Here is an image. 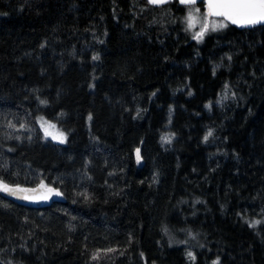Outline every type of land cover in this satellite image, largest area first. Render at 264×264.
Masks as SVG:
<instances>
[{"label": "trees", "instance_id": "trees-1", "mask_svg": "<svg viewBox=\"0 0 264 264\" xmlns=\"http://www.w3.org/2000/svg\"><path fill=\"white\" fill-rule=\"evenodd\" d=\"M186 11L0 0V177L65 198L0 195V264H264V26L197 42Z\"/></svg>", "mask_w": 264, "mask_h": 264}, {"label": "snow or ice", "instance_id": "snow-or-ice-1", "mask_svg": "<svg viewBox=\"0 0 264 264\" xmlns=\"http://www.w3.org/2000/svg\"><path fill=\"white\" fill-rule=\"evenodd\" d=\"M169 3H171V0H147L148 5L155 7H162ZM179 3L188 9L187 16L185 17V23L187 25L185 31H191L197 26V24H199V31L194 32L192 36V38L197 42L202 41L204 36L210 31L216 32L218 30L227 28L229 25H235L238 28H250L257 25H264V0H202L205 9L203 15H200V8L196 6L197 0H179ZM0 15H6V13H0ZM41 47H43V45H41ZM92 59L95 61L98 60L99 57L93 56ZM228 59L231 60V56H229ZM227 87L228 85H225L226 89ZM222 99H227V97L225 96ZM40 103L42 105H45L47 104V101L41 100ZM89 119H91V117H89ZM7 126L9 128L15 127L11 122H8ZM52 128H55L54 124H50L49 122L44 121L43 118H41V129L44 132L45 138L51 136V138L57 143H65L67 136L63 132H58L56 134L51 133L49 129ZM20 129H25V125L23 123L20 124ZM212 135L213 132L209 130L203 138L204 141L207 142L209 137H211ZM15 139L20 140L21 137L16 136ZM28 139L31 140V136H29ZM162 140L164 141V143L171 142V140L168 138H162ZM8 151H13V149L9 148ZM139 160L140 150L137 149V161L139 162ZM41 189L43 190V195H29V193L38 192ZM0 192H4L19 200L32 202H36L38 200L47 201L53 195H63V193L58 191L56 188L45 185L43 180H41L37 188H23L19 184L12 186L8 182H6L3 177H0ZM82 195L85 200H88V196L86 194ZM3 206L5 208L8 207L7 204ZM259 223L261 222L254 221L252 223H249V227H253L254 224ZM165 231H167V229H165ZM189 235L190 238L195 239V236H191V233ZM181 242L186 243V241ZM115 251L117 250L113 248H108L105 250L97 249L95 252H93L91 259L93 261H96L100 258L102 252L104 255H107L108 253H112ZM122 254L123 253H121V255ZM188 256L193 261L195 260V257L191 252L188 253ZM8 264H12V262L8 261ZM213 264H219V261H214Z\"/></svg>", "mask_w": 264, "mask_h": 264}, {"label": "water", "instance_id": "water-1", "mask_svg": "<svg viewBox=\"0 0 264 264\" xmlns=\"http://www.w3.org/2000/svg\"><path fill=\"white\" fill-rule=\"evenodd\" d=\"M173 1H176L178 3V5H180L182 7H185V6H183V5H181L179 3V0H171V3ZM146 3H147V0H146ZM166 5H168V4H166ZM166 5H164V6H166ZM198 5H202L203 6L202 0H197V5L196 6H198ZM164 6H162V7H164ZM150 7L155 8V9L162 8V7H155V6H150ZM203 10L205 11L204 6H203ZM229 26L230 27H233L235 29H238V30H247V29L254 28V27H250V28H238L235 25H229ZM259 26H264V25H257L255 27H259ZM137 149L140 150V160H139V162L137 161ZM133 158H134V164H135L136 169L142 170L144 168L145 162H144V160H143V158L141 156V147H138V148H136L133 151ZM12 186H15V185H12ZM38 186L39 185H37L35 187H24V186H21V187H23V188H37ZM49 187H53V186H49ZM57 190L60 191L59 189H57ZM43 194L44 193H43V190L42 189L40 191H38V192L29 193V195H33V196H40V195H43ZM0 195L2 197L6 198V199H8L10 201H12L15 204H18V205H21V206H26V207L32 208V209H42V208L50 207L51 205H53L55 203H60V202H64L65 201L64 195H61V196H55V195H53L47 201L38 200L36 202L26 201V200H19V199H16L15 197L10 196V195H8V194H6L4 192H0Z\"/></svg>", "mask_w": 264, "mask_h": 264}, {"label": "rangeland", "instance_id": "rangeland-1", "mask_svg": "<svg viewBox=\"0 0 264 264\" xmlns=\"http://www.w3.org/2000/svg\"><path fill=\"white\" fill-rule=\"evenodd\" d=\"M197 7H198V6H197ZM199 8H200V7H199ZM187 13H188V9H187V11H186V15H185V17L187 16ZM203 13H204V11H201V9H200V15H203ZM161 15L163 16V14H161ZM184 21H185V18H184ZM186 26H187V25H186ZM224 30H225V29H222V30H218V31H216V32H221V31H224ZM196 31H199V24H197V26L191 30V33L193 34V33L196 32ZM209 33H215V32H211V31H210ZM207 34H208V33H207ZM207 34H206V35H207ZM206 35H205V36H206ZM205 36H204V37H205ZM43 120L49 122L50 124H54V125H55V128L49 129V131H50L51 133L56 134V133H58V132H63V131H61V130L58 128L56 122H54V121H49V120H46V119H44V118H43ZM87 122H89V119L87 120ZM40 126H41V119H40ZM63 133H64V132H63ZM64 134L66 135V133H64ZM66 136H67V135H66ZM45 139L49 140L50 142H52V143H54V144H59V145H65V144L67 143V139H66L65 143H63V144L57 143L55 140H53V139L51 138V136H49L48 138H45ZM169 235H170V237H171V245H173V246H177L178 243H181V242L179 241V239H178L176 236L172 239V237H173L174 235H173V236H172L171 234H169ZM169 235H168V236H169ZM186 239H187V240L183 239V241H186V243H184L185 245H189L190 242H195V241H196L195 239L190 238V236H187ZM172 243H174V244H172ZM178 245H179V244H178ZM185 252H186V255H187L188 259H191V258L188 256V253H189L190 251H189V250H186Z\"/></svg>", "mask_w": 264, "mask_h": 264}]
</instances>
